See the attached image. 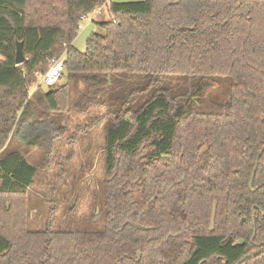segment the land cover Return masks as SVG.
Returning <instances> with one entry per match:
<instances>
[{"label":"trees","instance_id":"trees-1","mask_svg":"<svg viewBox=\"0 0 264 264\" xmlns=\"http://www.w3.org/2000/svg\"><path fill=\"white\" fill-rule=\"evenodd\" d=\"M107 1L0 0V153L15 140L50 158L79 84L84 113L111 78H136L137 94L164 78L105 130L95 230L30 231L37 170L18 151L0 158V264H264V0L109 3L79 52L80 16ZM61 55L65 83L32 102L35 74Z\"/></svg>","mask_w":264,"mask_h":264},{"label":"rangeland","instance_id":"rangeland-1","mask_svg":"<svg viewBox=\"0 0 264 264\" xmlns=\"http://www.w3.org/2000/svg\"><path fill=\"white\" fill-rule=\"evenodd\" d=\"M140 1L144 0H108L101 15L92 14L80 22V29L73 42L74 47L83 52L86 40L91 34H103L97 23L110 20L109 3ZM59 58L64 59V55ZM163 79L147 88L144 93L137 94L136 88L131 87L132 85L140 87V82L136 78L128 79L131 86L126 83L114 85L111 78L109 79L111 87L106 89L102 97L100 96V105H91L84 113L76 111L75 108L81 93L85 90V87L79 84L76 89L70 90L67 112L53 118L56 124L66 129V134L55 139L54 154L50 158L44 156L42 150L36 147L26 148L15 140L0 153L2 158L8 151H18L37 170L34 184L28 188L25 196L27 228L30 231H42L48 224L53 230L59 231L97 229L104 201L105 130L118 111L135 109L137 106H134V101L141 104L157 89L162 88ZM174 81L178 86L183 84ZM64 83L65 76L57 85L61 86ZM47 91L45 87H37L35 79L29 87V98L36 102L35 96ZM136 94L137 99L132 100Z\"/></svg>","mask_w":264,"mask_h":264},{"label":"built area","instance_id":"built-area-1","mask_svg":"<svg viewBox=\"0 0 264 264\" xmlns=\"http://www.w3.org/2000/svg\"><path fill=\"white\" fill-rule=\"evenodd\" d=\"M103 7L100 6L94 9L91 13L80 16V22L88 19L92 14L99 16L102 14ZM80 28V26H79ZM64 59L63 58H53L49 61L48 69L45 73L35 74L37 87L42 86L45 88L53 87L61 81L64 73Z\"/></svg>","mask_w":264,"mask_h":264},{"label":"water","instance_id":"water-1","mask_svg":"<svg viewBox=\"0 0 264 264\" xmlns=\"http://www.w3.org/2000/svg\"><path fill=\"white\" fill-rule=\"evenodd\" d=\"M14 62H15L16 65H21V64H23L25 62V56H24V53H23V48H22V43L21 42H16V50H15ZM263 152H264V149L259 151V154L257 156V161L260 159V157H261ZM256 169H257V162H256V164L254 166L253 174L251 176V180H250V184H249L250 187L252 186L254 173H255ZM251 190L254 191V189H251Z\"/></svg>","mask_w":264,"mask_h":264},{"label":"flooded vegetation","instance_id":"flooded-vegetation-1","mask_svg":"<svg viewBox=\"0 0 264 264\" xmlns=\"http://www.w3.org/2000/svg\"><path fill=\"white\" fill-rule=\"evenodd\" d=\"M252 212L254 213V210H253ZM253 213H252V214H253ZM245 222H246V221H245Z\"/></svg>","mask_w":264,"mask_h":264},{"label":"crops","instance_id":"crops-1","mask_svg":"<svg viewBox=\"0 0 264 264\" xmlns=\"http://www.w3.org/2000/svg\"><path fill=\"white\" fill-rule=\"evenodd\" d=\"M107 4V3H106ZM73 45H74V43H73Z\"/></svg>","mask_w":264,"mask_h":264}]
</instances>
